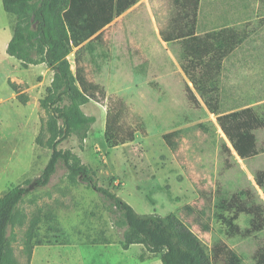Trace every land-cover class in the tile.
<instances>
[{"label": "rangeland", "instance_id": "obj_1", "mask_svg": "<svg viewBox=\"0 0 264 264\" xmlns=\"http://www.w3.org/2000/svg\"><path fill=\"white\" fill-rule=\"evenodd\" d=\"M173 16L172 0H140L85 51L87 80L126 102L127 121L141 128L135 140L110 147L104 135L107 104L90 101L83 109L97 120L83 147L76 136L59 147L80 155L96 171L97 183L137 212L174 214L208 251L223 242L243 264H257L253 255L264 241V230L249 237L229 236L217 206L218 199L235 193L246 198L244 192L264 205V187L255 181L264 170V130L256 131L259 154L240 158L217 115L183 72L181 43H166L160 35ZM15 23L0 0V196L12 184L39 177L52 152L37 143V136L48 117L41 99L54 71L45 63L24 67L7 53ZM223 27H235L246 38L224 62L221 113L252 107L264 117V0H201L198 31ZM75 53L73 49L68 55L73 69ZM188 88L201 105L189 99ZM20 208L25 224L10 229L18 264H162L161 254L143 244L123 249L124 230L115 225L111 201L84 182L71 184L63 163L48 185L29 188ZM39 208L55 217L43 216L38 230L42 244L29 260L23 240ZM249 221L241 214L236 223L245 229Z\"/></svg>", "mask_w": 264, "mask_h": 264}, {"label": "trees", "instance_id": "obj_2", "mask_svg": "<svg viewBox=\"0 0 264 264\" xmlns=\"http://www.w3.org/2000/svg\"><path fill=\"white\" fill-rule=\"evenodd\" d=\"M139 1L2 0L5 11L16 17L7 53L24 67L45 63L54 71V76L41 99L48 117L37 136L39 145L52 150L51 156L39 177L12 184L0 196V264H18L13 254L10 229L25 224L20 207L29 188L48 185L60 163L67 168L71 184L84 182L111 201L112 212L116 214L115 225L124 230L120 242L123 249L143 244L149 252L161 254L162 264H243L241 256L223 242L208 251L197 234L174 214L137 212L109 188L99 185L96 171L84 163L80 155L59 147L72 136H76L83 147L97 120L95 115H89L83 109V105L90 101L107 104L104 135L110 147L134 141L141 130L138 125L127 121L128 106L121 97L109 96L102 85L87 80L83 64L85 51L93 40ZM200 4L201 0H172L174 16L169 29L161 30L160 35L166 43H181V68L206 107L217 115L234 151L242 159L255 157L260 152L256 131L264 130V117L252 107L229 113L220 110V76L224 62L245 40L246 34L235 27L200 33ZM85 42L87 45L82 46ZM73 49H76L75 69L68 59ZM187 95L197 106L201 105L191 88L187 89ZM18 96L26 102L25 95ZM169 135L164 138L167 140ZM255 181L259 187H264V170L256 173ZM244 193L246 198L235 193L230 198L218 199L220 218L226 223L229 236L249 237L264 230V205L257 203L249 192ZM241 214L250 217L245 229L236 223ZM43 216L55 217L39 208L30 220L23 240L29 260L34 248L42 244L38 230ZM253 256L257 264H264V241Z\"/></svg>", "mask_w": 264, "mask_h": 264}, {"label": "crops", "instance_id": "obj_3", "mask_svg": "<svg viewBox=\"0 0 264 264\" xmlns=\"http://www.w3.org/2000/svg\"><path fill=\"white\" fill-rule=\"evenodd\" d=\"M136 5H137V4H136ZM136 5H135V6H136ZM132 8H133V7H132ZM133 245H134V244H133Z\"/></svg>", "mask_w": 264, "mask_h": 264}]
</instances>
